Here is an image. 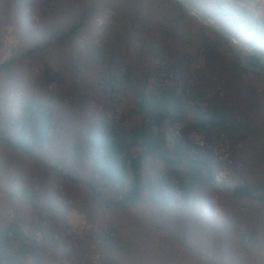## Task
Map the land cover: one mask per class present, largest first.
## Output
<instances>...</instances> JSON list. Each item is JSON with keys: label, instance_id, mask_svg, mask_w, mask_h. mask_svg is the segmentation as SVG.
Segmentation results:
<instances>
[{"label": "rangeland", "instance_id": "obj_1", "mask_svg": "<svg viewBox=\"0 0 264 264\" xmlns=\"http://www.w3.org/2000/svg\"><path fill=\"white\" fill-rule=\"evenodd\" d=\"M186 1L253 49L264 0ZM179 3L0 0V65L9 64L0 72V135L11 134L10 121L31 100L50 106L56 122L36 159L0 141V226L17 223L39 247L23 264H264V202L233 194L237 186L264 194V76L244 72L233 43ZM255 47L264 52V43ZM47 63L61 84L46 81ZM127 72L115 92L105 84ZM144 84L184 91L191 106H221L244 126L201 127L192 113L163 123L168 138L218 162L216 182L197 188L189 205L115 208L113 193L72 150L100 119L137 127L140 117L129 114ZM162 167L151 163L145 178L156 180Z\"/></svg>", "mask_w": 264, "mask_h": 264}, {"label": "trees", "instance_id": "obj_2", "mask_svg": "<svg viewBox=\"0 0 264 264\" xmlns=\"http://www.w3.org/2000/svg\"><path fill=\"white\" fill-rule=\"evenodd\" d=\"M178 5L183 11L182 4ZM221 12L224 16L232 11ZM76 30L77 27L72 28L71 33ZM250 32L253 38L248 44L264 55L255 47L264 43V25L257 23ZM247 60L251 66L264 69L262 60L257 56L250 55ZM8 65H0V72ZM242 70L252 72L245 68ZM44 76L48 83L63 82L61 73L49 63L45 65ZM130 76L127 72L125 79L108 77L105 84L111 85L115 92L118 84L130 81ZM185 97L186 93H180L176 88L159 93L149 91L148 85L144 84L137 92L135 108L129 114L140 117L141 123L137 127L128 128L100 119L83 129L81 140L72 146V150L90 163L101 186L113 193V207L137 208L147 200L159 207H168L175 202L189 205L197 188L216 182L217 160L211 154L202 153L190 141L183 142L174 136L168 138L161 127L164 122L171 125L181 123L190 113L201 127L238 132L244 126L231 119L221 106H191ZM9 127L11 134L0 135V141L36 159L52 143L56 130L55 114L46 103L31 100L12 118ZM153 162L163 165L157 170L154 181L144 176L145 169ZM92 190L96 191L94 187ZM233 194L264 202V194H254L248 186L235 187ZM38 248L37 243L25 235L17 223L0 226V264H23L24 258Z\"/></svg>", "mask_w": 264, "mask_h": 264}, {"label": "water", "instance_id": "obj_3", "mask_svg": "<svg viewBox=\"0 0 264 264\" xmlns=\"http://www.w3.org/2000/svg\"><path fill=\"white\" fill-rule=\"evenodd\" d=\"M178 1L183 6L187 7L189 12H192L193 14H195L202 22H204L205 24L212 27L214 30H216L217 32L222 34L224 37H226L228 40H230L233 43V45H234V47L232 49L233 53L238 58V60L242 63L243 68L264 76V69L255 68L248 63L247 54L257 56L258 58H260L262 60L263 63H264V55L256 52L252 48H248L247 45L242 44L234 36L227 33L224 29L218 27L206 15H204L201 12H199L198 10H196L188 1H186V0H178Z\"/></svg>", "mask_w": 264, "mask_h": 264}]
</instances>
